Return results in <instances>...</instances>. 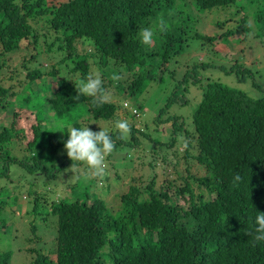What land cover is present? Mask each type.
Returning <instances> with one entry per match:
<instances>
[{"label":"trees","instance_id":"trees-1","mask_svg":"<svg viewBox=\"0 0 264 264\" xmlns=\"http://www.w3.org/2000/svg\"><path fill=\"white\" fill-rule=\"evenodd\" d=\"M239 1L0 0V104L6 105L9 93L14 96L3 111L11 114L0 122V177H11L18 166V175L33 187L58 178L68 166L71 189L50 206L49 215L58 221L56 258L32 247L26 264H264V242L250 235L257 212H264L261 74L255 76L245 64L226 70L250 84L248 92L221 80L203 82L206 68L226 69L215 59L199 60L182 71L178 81L203 88L201 102L188 122L178 115L163 117L161 124L172 128L171 139L151 147L145 160L135 157L149 174L127 176L114 198L112 184L125 177L113 179L111 171L127 160L123 145H139V123L131 122L129 136L120 139L115 128L101 125L118 116V102L96 106L89 97L76 98L75 84L92 73L101 75L107 90L114 83L117 92L131 94L147 89L158 69L174 76L172 61L197 37L209 44L202 45L208 50L203 56L224 52L233 62L234 49L224 45L225 39L252 35L264 42V8L257 6L262 0H243L251 10L236 27L206 34L195 30V36L190 30L194 8L217 13ZM161 18L165 30L156 32L150 46L140 43L141 29L155 27ZM216 21L218 26L226 22ZM19 51L20 59L10 61L8 55ZM44 55L49 66L38 63ZM113 74L120 80H113ZM46 78L51 83L44 85ZM174 102L170 98L161 110L166 113ZM69 125L113 133L116 147L106 156L103 177L85 181L81 169L90 170L67 156ZM179 140L182 148L175 151ZM14 144L21 156L13 153ZM183 164L186 175L180 172ZM170 174L184 178L183 185L175 186ZM173 188L187 207L177 202ZM32 230L36 233V226ZM14 251L0 250V264H13Z\"/></svg>","mask_w":264,"mask_h":264},{"label":"rangeland","instance_id":"rangeland-1","mask_svg":"<svg viewBox=\"0 0 264 264\" xmlns=\"http://www.w3.org/2000/svg\"><path fill=\"white\" fill-rule=\"evenodd\" d=\"M262 3L264 4V0L260 1L257 6L264 8ZM254 9H256V7ZM249 10H251V8H246L245 1L243 0H240L236 7L233 6L232 8H227L224 11L217 13H207L206 11H198L194 8L192 14L195 21L192 22L193 28L190 30V35H194L195 30L202 33H213L222 30L221 27H223L224 30L236 27L241 23L242 19L246 17V13H249ZM220 19L221 21L225 20L226 22L224 25L219 23L220 26H218L216 20L219 21ZM253 21L254 18H252V22ZM205 43L207 48H209L207 40L198 37L194 38V40L189 43L190 45L186 47L184 53L177 55L172 61V65L174 66L172 69L176 74L172 76L167 70L164 72H161L160 69L156 70V79L151 80L147 89H144L140 93L131 94L128 91L125 92L121 90L117 92L114 83L109 86L108 91L111 94V100L118 102L119 111L118 116L114 119L101 121V125H103L102 127L109 129L112 127L114 128L115 122L123 119L127 120L129 124L131 122L139 123L138 125L140 129L136 133V139H140L139 145H134V143L123 145L121 150L128 151V157L125 158L127 160L117 163L116 167L112 168L111 176L113 179H116L118 175L122 178L125 177V179L122 180L123 183L117 181L112 184L113 188H115L112 197L115 193L124 188L125 183L129 180V178H126L127 176L139 175L141 173L145 175L149 174V167L147 165L141 167V165L137 164L138 162L135 161V157L140 156V161L145 160V154L150 151L149 149L151 147L154 148L163 139H171L170 130L172 131V128L170 126V130H168V122L161 124L163 117L178 115L184 121L188 122L192 117L195 108H197L198 104L201 102L203 94V88L201 85H198V83L194 81L185 83L178 81V75H180L187 67L193 66L199 60L207 62V60L215 59L214 61L225 66L226 69H221V66L206 68L204 71L203 82L206 79V81L221 80L230 86L246 89L248 92L252 89L250 84L241 83L237 80L235 74L226 71L233 64L236 63L239 66L242 64L249 65L252 67L255 76L261 74L262 80L264 81V42L259 38H254L251 35V37L249 36L243 39L235 35L230 39H225L224 45L230 46L234 49L232 56L233 62L230 61V55L224 52L219 54L209 53V56L207 53V56H203V54L208 51L206 48L202 49V45ZM21 55L22 52L20 51L14 53V55L10 53L8 58L15 63V60L20 59ZM16 56L18 57L17 59L15 58ZM49 62L50 61L45 56L43 59H40L38 63L44 66H49ZM95 72H97V70ZM127 76L129 79H132L133 75L127 74ZM51 79L52 78H46L43 84L46 85ZM106 83H108V81H106ZM254 94H256V91ZM7 96L6 105H3V103L0 104V122L7 115L11 114V112H3L6 109H9L13 103L14 96L10 93ZM170 98L175 99V102L169 107V109H166V113H164L161 109L166 106ZM125 100H129L131 107L139 110V116L133 114V111L131 110L132 108H123V102ZM87 121L88 124H93L90 120ZM179 139H182V136H180ZM15 145L16 144H14V147H16ZM177 147L182 148L180 140L178 145L175 146V151L177 150ZM13 153L21 156L23 151L16 147L13 150ZM185 166L186 165L183 164L180 168L181 175H186ZM83 168L81 169L82 173L89 176L90 171L87 172ZM73 169L75 170V168ZM157 169L161 170L159 166ZM18 170H20V168L15 166L11 177H0V250L10 248L15 250L13 264H26L29 262L33 256L31 252H27V250L32 247H37L39 250L56 258V256H54V249L56 246L55 248L53 246L55 245L58 221L57 217L49 215V212L51 211L50 206H52L53 200L56 201L62 197H68L71 194V189L68 187L70 179L66 172L68 171V166L58 178L51 180L52 176L47 177V180L51 181H46V183L41 184L37 183L39 185L35 184L37 186L34 185L33 187L26 183V178L24 176L21 177L18 175ZM169 176L171 179H176L175 175L170 174ZM163 179L164 177L162 178V181ZM176 180L175 186L178 187L183 185L185 181L184 178L183 180ZM85 181H88V179ZM94 191L99 192L101 190L99 187H96ZM10 192L12 193L10 194ZM37 192L39 193L37 194ZM104 192H106V190H104ZM172 193L177 197V202L180 205L187 207V202L178 195L175 188L172 189ZM103 195H105V193ZM187 197L188 196H186V198ZM33 226H36V233L32 230ZM37 235L39 238H37Z\"/></svg>","mask_w":264,"mask_h":264},{"label":"clouds","instance_id":"clouds-1","mask_svg":"<svg viewBox=\"0 0 264 264\" xmlns=\"http://www.w3.org/2000/svg\"><path fill=\"white\" fill-rule=\"evenodd\" d=\"M165 21L161 18L156 22L155 27H146L139 32L140 43L150 46L157 31H164ZM113 80H120V76L113 74ZM79 99L81 96L89 97L96 106H103L111 100L110 92L104 87V82L99 73H92L75 84ZM126 101V100H125ZM123 108L133 109L127 106L130 101H126ZM136 109V108H135ZM134 109V110H135ZM101 128V127H100ZM114 128L118 133V138L123 139L130 131L127 120H118ZM68 139L64 144L67 156L74 162H80L90 170V176L85 175V179L100 178L105 175V159L115 149L113 133L101 128L100 131H93L88 125L83 127L68 126ZM111 134V135H110ZM240 179L239 175L234 178V182ZM254 231L250 233L255 242H264V212H257L254 221Z\"/></svg>","mask_w":264,"mask_h":264}]
</instances>
